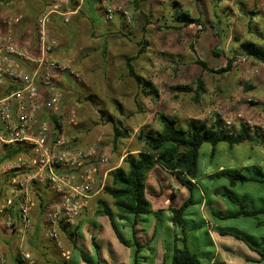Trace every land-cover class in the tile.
Segmentation results:
<instances>
[{
	"label": "rangeland",
	"instance_id": "374dc122",
	"mask_svg": "<svg viewBox=\"0 0 264 264\" xmlns=\"http://www.w3.org/2000/svg\"><path fill=\"white\" fill-rule=\"evenodd\" d=\"M89 1H95V10L89 9ZM105 1L112 4V0ZM53 2L0 0V10L6 8L3 14L30 10L33 11L30 12V18L34 19L37 15L45 13ZM256 3L261 4L262 8L260 0H122L118 6L121 5L131 16L128 28L125 27L124 21L123 26L118 25L124 19L121 14H118L112 23L105 22L101 0H85L78 13L68 16L70 23L67 25L63 23V17H58V21L52 25L53 37L60 44L54 58L70 60L73 69L82 77V81H77L73 75H65L63 78L65 87L70 85V90L65 96L68 110L75 111L79 117V125L74 130L80 146L99 143L101 150L108 153L110 167H113L120 163L125 153L141 148L137 140L141 129L161 130V114L176 117L183 126L191 119L204 120L210 124H215L216 119L221 120V124L229 120L235 131L245 125L252 136L264 137V62L251 58L242 47L243 43L251 42L264 49V10L254 7ZM7 5H12L13 8ZM18 5L28 9L17 10ZM34 7L39 9L33 10ZM67 9L68 7H64L63 10ZM180 12L200 20L204 27L193 24L190 28L180 27L181 31L168 29L166 24L178 23L176 18ZM97 17L100 20L99 25L98 22L94 23ZM29 31L30 37L34 38V28ZM142 43H147L146 52L139 56ZM127 57L135 59L133 63L138 74L155 86L158 92L155 100L145 97L135 80L128 76L125 66ZM229 59L232 64L227 68ZM197 60L206 62L213 71L203 70ZM226 68L228 71L216 73ZM199 79L202 80L206 93H202L199 101H196L195 91L198 90ZM180 86L192 88L193 92L181 93L173 90ZM248 99H254L255 104L249 103ZM118 121L123 123L130 136L114 145L113 131ZM257 141L255 138L253 142L247 143L255 144ZM224 146H217L216 155L212 156L215 147L204 144L198 160L200 183L207 193V198L214 202L212 207L205 205L203 208L204 215L211 220L215 219L211 217V212L224 216L240 208L238 202L227 197L232 196L231 193L213 194L214 187L211 184L215 180H207L204 176L208 171L217 168L221 160L219 150ZM222 181L217 180V184ZM234 192L243 195L245 202L242 204L246 209L264 208V184H240ZM194 196L195 200H202L199 191H196ZM99 200L107 201L109 206L114 208L113 200L102 191L92 201V219L98 218L96 211L99 209ZM216 201L221 202L220 205L215 204ZM182 204V200H179L175 205ZM158 205L159 208L168 206L163 201H159ZM199 209L200 203L191 206L185 219L196 253L203 255L213 252L215 248L206 245V225L209 230L212 225L203 224L201 215L198 214ZM161 217L159 225L162 232L159 237L161 240L163 238V242L159 243V264L163 262L166 247L173 245L170 223H167L164 216ZM142 219L148 221L150 216H142ZM215 221L224 228L254 238L264 250V226H258V223L264 221V215L257 218L242 215ZM101 223L106 229L105 222ZM85 230L90 231L88 228ZM97 232L98 239L110 242L106 238V231L101 228ZM151 235L152 232L140 234V240L148 241ZM18 238L21 240L19 234ZM235 240L231 236L220 238V252L225 251L226 244ZM103 242L100 252L95 249L93 251L91 244L81 245L86 253H89L87 250L90 249L92 262L120 264L122 261L127 264L128 255H122L121 252L117 255L118 248L113 241L111 247L110 243ZM78 243H81V240ZM239 244L233 245L232 254L225 253V259L232 264H260L248 262L246 254H258L251 251L244 242L240 241ZM53 256L55 259L60 257L59 254ZM59 260L65 262L64 258Z\"/></svg>",
	"mask_w": 264,
	"mask_h": 264
},
{
	"label": "built area",
	"instance_id": "2783aa9c",
	"mask_svg": "<svg viewBox=\"0 0 264 264\" xmlns=\"http://www.w3.org/2000/svg\"><path fill=\"white\" fill-rule=\"evenodd\" d=\"M101 2L105 22L112 23L121 14L129 27L127 10ZM61 9L57 3L36 19V54L15 37L25 16L0 17V154L15 145L23 147L17 157L0 165V218L6 229L17 231L25 242L34 228L37 194L42 198L49 194L44 207L45 237L68 260L70 251L62 235L77 230L83 211L103 190L112 167L99 143L82 147L75 138L79 117L68 110L65 96L70 89L63 78L73 75L82 81V77L70 60L54 58L60 44L53 37V16L61 14ZM63 23L69 24L70 18L63 15ZM223 125L231 134L237 132L229 120ZM21 256L24 262L35 264L29 252ZM0 264H7L1 251Z\"/></svg>",
	"mask_w": 264,
	"mask_h": 264
},
{
	"label": "trees",
	"instance_id": "16d2710c",
	"mask_svg": "<svg viewBox=\"0 0 264 264\" xmlns=\"http://www.w3.org/2000/svg\"><path fill=\"white\" fill-rule=\"evenodd\" d=\"M72 2L76 0H71ZM184 28L191 24H198L202 27L200 20L193 19L188 13H181L176 18ZM168 29H181L180 27H168ZM262 36V34H261ZM138 55L141 56L146 52L147 43L140 44ZM243 49L247 54L258 61L264 62V49L254 43L246 42L242 44ZM134 58H125V66L128 76L135 80L141 93L152 100L158 97V92L150 80H146L138 74L134 66ZM197 64L203 70L213 71L209 69L208 64L202 60H197ZM232 60H228V67L230 68ZM220 69L216 73H224L228 71ZM198 90L195 91V100L199 101L202 93H206L201 79L198 80ZM181 93H192V88L187 86H180L173 88ZM161 130L141 129L137 140L141 148L136 149L123 159L122 166L109 173V182L103 188V192L113 200V207H110L105 200H99V209L96 211V216H105L110 220L114 233L121 244L131 250L130 264H155L158 255L157 246L159 243V234L162 232L161 225H155L154 232L147 242H141L139 238L140 225H145L142 232L147 234L146 224L149 222L142 219V216H149L152 212V203H158L159 199L153 197L150 192L146 190V183L151 171L154 167L159 166L165 171L174 174L179 182L189 191V197L182 205L176 206L175 203L169 202L167 209L170 213V229L173 231V245L166 247V254L164 255L162 264H211L214 258V251L199 255L196 253V247L191 242L189 235V226L185 217L191 206L198 203L200 200H195V192L197 185L194 181L199 177L198 160L200 156V149L204 144L217 146L220 143H227L231 148L236 145H241L247 142H253L255 138H261V145L264 146V137L259 135L252 136L247 126L243 125L237 132L230 133L221 124V120H217L215 124H210L207 121L199 119H191L185 126L181 125L176 117L161 114L159 116ZM130 136L128 130L123 126L121 121L116 123L113 131V143L116 145L119 141L127 139ZM23 150L21 145L12 146L5 149L0 154V165L4 164L17 157ZM262 178V179H261ZM216 180H227L230 188L245 183H262L264 184V175L247 176L240 171H223L216 174ZM8 182L5 180L4 186ZM4 191V189H3ZM206 194V191L204 190ZM227 197L233 201L238 202L240 208L233 212H229L224 216L221 213L211 212L215 218L220 220L245 217H257L264 215V208L261 209H246L239 197L231 194ZM38 196L40 205H42L43 198ZM158 196V195H157ZM152 203H151V201ZM163 212V211H162ZM160 210L159 213H162ZM156 214V213H155ZM198 214L201 215L200 211ZM157 217V216H156ZM202 218V217H201ZM158 221L161 222V217L158 216ZM203 224L206 221L202 218ZM77 230L69 234L70 240L77 234ZM221 236H232L237 240L244 242L251 250L257 252L261 260L264 261V250L259 249L260 244L254 238L241 235L232 229H219ZM207 243L206 245L214 247V243L206 231ZM95 250L99 252L98 243L93 241ZM88 264L93 262L84 257ZM203 260H206L205 263ZM248 262H251L249 258ZM105 264V263H98Z\"/></svg>",
	"mask_w": 264,
	"mask_h": 264
},
{
	"label": "crops",
	"instance_id": "0c3cea01",
	"mask_svg": "<svg viewBox=\"0 0 264 264\" xmlns=\"http://www.w3.org/2000/svg\"><path fill=\"white\" fill-rule=\"evenodd\" d=\"M53 4L50 5V7L47 8V10L49 8H51L52 6H54L57 3H61L62 5V9L60 11L61 14H56L53 16V25L54 23H56L58 21V17H63L64 16H72L75 15L76 13H78V11H80V9L82 8V6L84 5V1L85 0H76L74 2H72L71 0H53ZM87 1V0H86ZM100 1V0H99ZM120 1L122 0H112L111 1V6L116 7L117 9H123L122 6H118L120 4ZM262 3V8H260V5L258 3H256V6L258 9H263L264 6V0H260ZM94 4L95 1L91 2L89 1V9L90 10H95L94 8ZM12 5H7V7L13 8L11 7ZM16 7H19L16 6ZM15 7V8H16ZM64 7H68L67 11H64ZM4 9L6 10V8H2L0 10V17L3 16H9V15H13V14H23L25 16V20L24 22L19 25L16 29H15V37L16 40L23 45L28 46L33 54H36L38 52V48H37V41H36V37H35V29H34V34L33 37H30V28H34V23L37 19V17L41 16V15H37L36 18H30V10H27V12H23V11H14V12H7L6 14H3ZM17 10L19 9H28L26 6H21L19 8H16ZM39 7H34L33 10H38ZM46 10V11H47ZM63 10V11H62ZM125 10V9H124ZM45 11V12H46ZM59 15V16H58ZM124 18V17H122ZM63 21V20H62ZM123 21H125L124 19H122V21H120L118 23V25L123 26ZM160 21V20H159ZM98 25L100 23L99 18H95L94 19V23H97ZM169 27H183L181 23H176L175 25H170V24H166ZM33 26V27H32ZM151 26V25H148ZM155 26H158L155 24ZM193 24L187 26L188 28L192 27ZM181 31V29H179ZM178 31V30H177ZM71 77V76H70ZM69 89H70V85H69ZM258 140L261 138H257ZM260 142V141H259ZM224 144V148H222L221 150H219V155L221 157L220 163L218 164L217 168L215 170H210L208 171L207 174H205L204 176L206 177L207 180H215L212 182V186L214 187L212 192L213 194H217V193H222V192H227V193H231L237 197L240 198V200L243 202V195L241 193H237L234 192V190L239 186H235L234 188H230L229 187V183L222 181L220 183L217 184V180L214 179L216 174L223 172V171H240L242 174L246 175L244 172L249 173L247 174V176H256L258 177L259 174L260 175H264V146L261 145L260 143H255V144H249V143H244L241 145H236L233 148H231L227 143H220L217 146ZM217 146H214L215 148H213V152H212V156L216 155V149ZM130 153H137V152H127L125 153L121 159H120V163L113 166L111 168V171L117 169L118 167L122 166L123 164V159ZM199 169V167H198ZM110 171V172H111ZM201 175L199 174V177L197 178L196 181H194L197 185V191H199L200 196L202 197L201 204H200V213H201V217L206 221V224H211V229L209 230V228L206 225V231H208L213 243H214V258L211 261V264H232L230 261H228L227 257H225V253H233L232 247L233 245H240V240H235V242L230 241V243L226 244L225 247V251L222 250L220 252L219 249V239L222 237H227V236H221L219 234V229H228V228H224L221 226L220 223H218L217 220L213 215L211 217H214L215 219L212 218V220L210 219V217H208L207 215H204L203 213V208L205 205L209 207H212L213 203L207 198V193H204V188L200 183V177ZM109 180V175H108V179L106 181V184ZM257 184H262V183H257ZM184 186H182V184L179 182V180L176 178V176L174 174H171L167 171H165L164 169H162L159 166L154 167V169L151 171L147 183H146V190L148 192H150V194L155 198L159 199V201H163L164 203H166L167 205L169 204V202H173V203H177V201L182 200V203L184 201L187 200V198L189 197V191L186 189ZM103 191V190H102ZM102 191H99L97 193V195H99L100 193H102ZM47 195V194H46ZM97 195L95 197H97ZM158 195V196H157ZM50 197V195L48 194L47 196L43 197L42 200V205H40L41 201H39V205L36 206L34 212H33V216H34V228L33 231L30 235V237L25 241L22 242L21 240H19L18 238V234L17 231H12V230H8L5 227L4 221L3 219L0 218V251L3 252L6 256V262L7 264H28L27 262H24L22 260V252H29L34 260H35V264H88L87 261L84 260V257L91 259L92 255H90V249L87 250L89 253H86L85 250L83 249L82 245L88 246V245H92L93 247V251L95 249L93 241L95 240L96 243H98L99 245V252L101 249V242L102 239H98L97 235V230L101 229L105 232L106 231V238L107 240H110V244L103 242L104 244H109L111 247L112 241L115 243L116 248H118V252L116 251L117 255H119L121 252L122 255L125 253L128 255V261L127 264H130V249L125 247L123 244L120 243V241L118 240L116 234L113 231V228L111 226L110 220L108 219V217L105 216H99L98 218L92 219L90 217V213H91V205H92V201L93 199L90 201V204L88 206V208L83 211L82 213V218L80 220V228L77 232V234L73 237V241L70 240L69 238V234L71 232H64L62 237H63V241L65 242L66 247H68L69 251H70V258L68 260H65V262H60L59 259H62L58 249L55 247V245L53 244V242H51L49 239H47V237H45V204L48 203V198ZM151 201V199H150ZM245 202V201H244ZM152 203V201H151ZM212 203V204H211ZM221 202L216 201L215 204L220 205ZM49 204V203H48ZM152 214L149 215L150 216V220H148L149 222L146 224V229L148 231L147 234H149L150 232H154V227L155 225H159V221H158V216H164L167 219V223H170V216L171 213L166 210L167 206H162V208H159L158 203H152ZM261 209V208H259ZM163 211L162 213H159V215L157 214L158 211ZM233 212V211H230ZM156 213V214H155ZM229 213V212H228ZM157 216V217H156ZM261 216V215H259ZM257 216V217H259ZM254 217V218H257ZM105 218V219H103ZM252 218V217H251ZM103 219V220H101ZM162 219V217H161ZM105 222L106 225V229L104 227H102V223L101 222ZM143 226L145 227V225H140L138 227V229L140 230V232H142V228ZM259 227L264 226V221L258 223ZM109 227V228H108ZM89 229L90 231L88 232L85 229ZM87 231V232H85ZM139 232V238H140V234H144L143 232L140 233ZM87 233V234H86ZM115 235V236H114ZM152 236V235H151ZM116 237V238H115ZM232 237V236H231ZM81 240V243H78ZM150 240V239H149ZM142 242V241H141ZM147 242V241H145ZM163 242V238L162 240L159 239V243ZM242 242V241H241ZM144 243V242H143ZM159 243L157 246V252L159 253ZM82 244V245H81ZM119 245V246H118ZM21 247V249H20ZM121 247V250H120ZM261 247V246H260ZM262 249L263 248H260ZM250 249V248H249ZM253 251V250H251ZM255 252V251H254ZM257 253V252H256ZM53 254H59L60 257L58 259H55V256H53ZM258 254V253H257ZM246 260L249 258L250 260H252L251 262H256V263H264V261L261 260L260 255L258 254V256L256 255H252L251 253L246 254ZM58 257V255H57ZM56 257V258H57ZM221 259V260H219ZM59 261V262H58ZM158 262V263H157ZM92 264H98L93 262ZM120 264H126V262H122ZM155 264H159V260H158V255L156 257V262Z\"/></svg>",
	"mask_w": 264,
	"mask_h": 264
}]
</instances>
